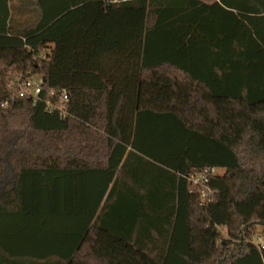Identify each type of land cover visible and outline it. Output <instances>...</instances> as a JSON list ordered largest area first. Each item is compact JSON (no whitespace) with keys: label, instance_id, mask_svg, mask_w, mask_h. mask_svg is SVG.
Wrapping results in <instances>:
<instances>
[{"label":"trees","instance_id":"obj_1","mask_svg":"<svg viewBox=\"0 0 264 264\" xmlns=\"http://www.w3.org/2000/svg\"><path fill=\"white\" fill-rule=\"evenodd\" d=\"M38 77L37 103L10 101ZM86 180L116 258L264 264V0H0V215L38 229ZM36 259L0 241V264Z\"/></svg>","mask_w":264,"mask_h":264},{"label":"crops","instance_id":"obj_2","mask_svg":"<svg viewBox=\"0 0 264 264\" xmlns=\"http://www.w3.org/2000/svg\"><path fill=\"white\" fill-rule=\"evenodd\" d=\"M78 193L73 199H50L54 211L49 216H47V212H39L38 229L35 227L34 230L25 229V217L21 212H17L18 209L13 213L0 215V241L8 251L15 253V257L20 258L22 254L28 252L34 253L36 257H41V260L36 259L40 264H57L60 259L65 257L62 255H67L75 249L79 255L98 251L104 257L106 253V257L103 258L104 262L91 263L89 259H93V257L79 256L78 259L74 258L76 261L73 260L71 264H138L131 260L128 261L129 256L116 258L113 251L124 246L123 243L110 236L106 231L91 226L92 204L95 205L98 199H90V180L82 183ZM104 204L105 199L99 212ZM43 206L40 207V210ZM47 217H50L53 225L42 228L41 220ZM86 225L87 230L85 229ZM130 247L132 246L130 245ZM47 254L48 256H44ZM105 259H108V262ZM124 261L127 262L124 263ZM144 263L155 264L150 261V257Z\"/></svg>","mask_w":264,"mask_h":264},{"label":"built area","instance_id":"obj_3","mask_svg":"<svg viewBox=\"0 0 264 264\" xmlns=\"http://www.w3.org/2000/svg\"><path fill=\"white\" fill-rule=\"evenodd\" d=\"M44 80L42 77L27 79L21 81L17 85L11 86V97L10 101L15 99H30L37 103L43 92ZM51 97L57 98L58 105L49 101L46 103L47 109L50 112H59L60 115L66 119L68 116L67 106L70 103V96L67 91H53L51 92ZM217 174L215 169L205 168L202 171L198 172L195 175L191 176V181L195 186H206L209 184L210 180ZM206 198V195H203V199Z\"/></svg>","mask_w":264,"mask_h":264},{"label":"rangeland","instance_id":"obj_4","mask_svg":"<svg viewBox=\"0 0 264 264\" xmlns=\"http://www.w3.org/2000/svg\"><path fill=\"white\" fill-rule=\"evenodd\" d=\"M223 173H224V171H219V172H218V174H223Z\"/></svg>","mask_w":264,"mask_h":264}]
</instances>
